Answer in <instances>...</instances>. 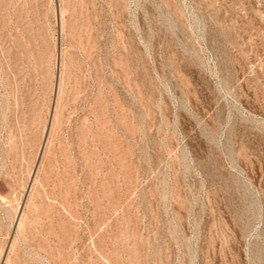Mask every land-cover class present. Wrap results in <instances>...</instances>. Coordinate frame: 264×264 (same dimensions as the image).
<instances>
[{
  "label": "rangeland",
  "instance_id": "374dc122",
  "mask_svg": "<svg viewBox=\"0 0 264 264\" xmlns=\"http://www.w3.org/2000/svg\"><path fill=\"white\" fill-rule=\"evenodd\" d=\"M0 264H264V0H0Z\"/></svg>",
  "mask_w": 264,
  "mask_h": 264
}]
</instances>
